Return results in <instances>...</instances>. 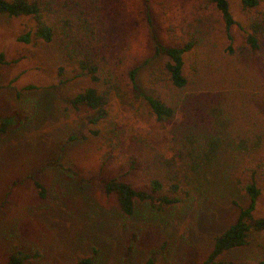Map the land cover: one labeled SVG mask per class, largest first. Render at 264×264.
<instances>
[{
	"label": "rangeland",
	"instance_id": "obj_1",
	"mask_svg": "<svg viewBox=\"0 0 264 264\" xmlns=\"http://www.w3.org/2000/svg\"><path fill=\"white\" fill-rule=\"evenodd\" d=\"M106 4L114 10L102 62L110 119L126 137L141 133L166 151L169 126L156 120L144 97L136 96L130 71L139 69L138 87L150 92L153 78L163 73L167 62L165 55L157 54L156 38L165 46L181 44L190 24L215 13L214 7L209 0ZM231 4L241 20L239 0ZM33 26L29 19L0 15V55L6 63L0 66V118L13 119L4 131L0 121V264H7L17 251L33 256L25 264H74L90 256L95 264H203L214 238L236 222L234 203H247L238 181L252 170L263 188L257 214L264 216V151L226 145L213 155L204 174L192 173L185 181L180 203L163 210L139 203L134 216L123 215L98 179L120 178L144 189L145 176L138 171L126 174V154L110 146L107 130L80 139L88 135L89 126L69 100L93 84L76 77L61 39L20 42ZM234 35L241 39L238 30ZM217 37L223 39L222 33ZM36 181L44 185L45 199ZM228 259L240 264L264 260V234L255 235L249 246Z\"/></svg>",
	"mask_w": 264,
	"mask_h": 264
},
{
	"label": "trees",
	"instance_id": "obj_2",
	"mask_svg": "<svg viewBox=\"0 0 264 264\" xmlns=\"http://www.w3.org/2000/svg\"><path fill=\"white\" fill-rule=\"evenodd\" d=\"M106 2L0 0V15L33 21L34 26L19 38L25 44L61 39L76 77L92 82L93 86L69 100L89 126L88 135L80 139L99 137L107 130L110 146L126 154V174L142 172L146 180L147 187L140 189L120 178L98 179L104 194L116 199L123 215L134 216L139 203L157 210L180 203L185 181L192 173L204 174L223 145L252 153L264 151V0H239L241 20L234 16L231 0H209L215 13L197 17L181 44L165 46L156 38L157 54L165 55L167 62L163 73L153 78L150 92L138 87L139 69L130 71L136 96L144 97L156 120L169 126L171 141L166 151L141 133L126 137L110 119L109 82L102 62L110 45L114 10ZM235 30L241 39L235 38ZM218 32L223 39L217 37ZM5 64L1 54L0 66ZM63 70L61 67L60 76ZM0 121L2 131L13 124L12 118ZM35 185L45 199L44 185L38 181ZM238 185L247 203H234L238 208L236 222L214 238L203 264H240L228 255L249 246L255 235L264 234V216L257 214L263 194L257 171L252 170ZM31 259L33 256L17 251L7 264H25ZM74 264H95V258L78 259ZM255 264H264V260Z\"/></svg>",
	"mask_w": 264,
	"mask_h": 264
}]
</instances>
